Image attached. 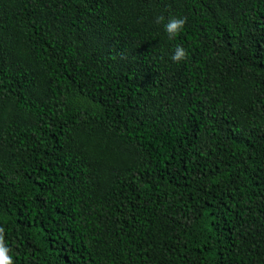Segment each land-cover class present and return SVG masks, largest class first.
<instances>
[{"label": "trees", "instance_id": "1", "mask_svg": "<svg viewBox=\"0 0 264 264\" xmlns=\"http://www.w3.org/2000/svg\"><path fill=\"white\" fill-rule=\"evenodd\" d=\"M0 229L13 264H264V0H0Z\"/></svg>", "mask_w": 264, "mask_h": 264}, {"label": "clouds", "instance_id": "2", "mask_svg": "<svg viewBox=\"0 0 264 264\" xmlns=\"http://www.w3.org/2000/svg\"><path fill=\"white\" fill-rule=\"evenodd\" d=\"M185 22V18L183 17H173L164 25V30L168 33L169 37H172L183 29ZM185 57L186 50L182 46H177L173 51L171 59L173 61H180ZM0 232H2V229H0ZM8 253L9 249L5 246L2 237H0V264H13L12 257Z\"/></svg>", "mask_w": 264, "mask_h": 264}]
</instances>
